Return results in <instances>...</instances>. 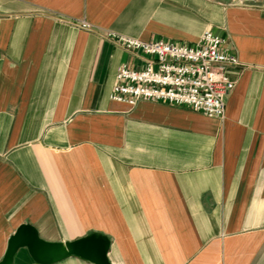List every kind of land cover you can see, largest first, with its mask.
Segmentation results:
<instances>
[{"label":"crops","instance_id":"crops-1","mask_svg":"<svg viewBox=\"0 0 264 264\" xmlns=\"http://www.w3.org/2000/svg\"><path fill=\"white\" fill-rule=\"evenodd\" d=\"M208 30L240 62L225 119L111 99L146 57L110 33ZM22 224L102 233L111 264H264V0H0V261ZM14 264L38 263L23 248Z\"/></svg>","mask_w":264,"mask_h":264},{"label":"built area","instance_id":"built-area-1","mask_svg":"<svg viewBox=\"0 0 264 264\" xmlns=\"http://www.w3.org/2000/svg\"><path fill=\"white\" fill-rule=\"evenodd\" d=\"M79 26L91 30L81 21ZM109 38L128 51L146 57L143 69L119 68L111 99L135 106L140 101L187 106L209 118L225 119L226 97L235 88L230 68L240 65L226 40L206 31L191 46L164 40L143 41L110 33Z\"/></svg>","mask_w":264,"mask_h":264},{"label":"water","instance_id":"water-1","mask_svg":"<svg viewBox=\"0 0 264 264\" xmlns=\"http://www.w3.org/2000/svg\"><path fill=\"white\" fill-rule=\"evenodd\" d=\"M110 246L109 237L98 232L73 241L49 242L41 238L33 225L22 224L10 237L0 264H14L16 254L23 248L38 264H54L71 257L90 264H111L108 255Z\"/></svg>","mask_w":264,"mask_h":264}]
</instances>
